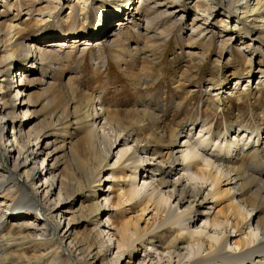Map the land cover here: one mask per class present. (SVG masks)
<instances>
[{
	"label": "bare ground",
	"instance_id": "6f19581e",
	"mask_svg": "<svg viewBox=\"0 0 264 264\" xmlns=\"http://www.w3.org/2000/svg\"><path fill=\"white\" fill-rule=\"evenodd\" d=\"M1 1L3 4L7 0ZM20 1L27 3L35 0ZM63 1L47 0L45 9L57 11ZM75 1L70 12L73 25L76 24L77 10L81 13L85 11L83 3L88 2ZM194 1L198 12L193 14L187 25L191 43L204 39L208 28H204L200 21L216 8L237 21L245 17L252 18V25L264 23V0ZM125 2L129 7L123 8L115 28L102 31L95 41L84 38L82 45L95 47L94 61L99 60L101 52L105 53L106 49L119 63L124 62L127 55L124 65L136 70L135 73L129 71L130 78L139 83L144 92L134 108L127 111L131 120H127L120 111H107L102 99L95 101L89 94L82 95V104L69 111L75 99L72 97L75 91L68 86L72 75H61L59 81L67 77L63 84L51 82L54 73L65 61L63 49L75 44L79 36L41 41L30 36L28 25L21 28L18 24L0 23V148H5V154L12 163L9 172L0 171V264H60L62 257L57 247L53 248L57 246V238L50 233V224L55 230H60L65 251L82 264H93L96 259H101L102 264H119L125 253H129V259H132L131 255L139 248H143L146 258L137 264H147V260L148 264H154V258L157 263L164 259H176L178 264H264V101L261 102L260 97L264 94V71L261 68L256 71L259 80H263L261 86L225 95L230 96L231 111L229 117L222 114L223 124H220L222 117L215 123L209 120L217 105L218 109L222 106L221 113L225 110L222 98L217 95L204 101L203 111L188 115L183 111L186 100L178 97L176 100L175 96L166 104L159 93H151L152 84H149L152 78L146 68L156 65L157 55L151 54L149 60L140 62L139 55L124 40L128 33L119 31L124 27L125 30L130 28L137 39L145 44L149 41L150 47L160 50L183 20V15L179 13L184 8V0ZM118 9L119 13L121 8ZM103 19L109 20L107 24L110 25V20L117 18L116 14H107ZM241 29L245 32L234 26L232 35L222 36V33L228 32V27H223L221 35H217L219 51L221 56L227 52L232 56V46L235 45L242 57V66L246 67L244 74L251 78L254 74L253 62L256 59L264 62V44L259 42L252 46L251 42L255 40L251 33L244 27ZM244 38H250L249 42H244ZM77 42L81 44V41ZM204 45L207 52L212 49V42ZM206 51H202L203 54ZM139 52L144 53L143 49ZM200 56L204 60V56ZM18 57L26 60V66L15 72L23 73L21 86L18 81L13 79L11 82L9 79L12 62ZM187 73L183 70L178 76L172 75L177 87L181 88L186 82L184 78L188 76L183 75ZM193 77L190 76V79ZM210 80L206 82L219 87L218 91L227 81L224 78L216 84ZM238 81L234 85L241 83ZM16 90L21 92L19 99L22 103L19 105L15 102L18 100ZM58 95L67 98L66 105H58ZM249 100H254L253 106L247 105L251 103ZM53 106L55 111H50L46 119L30 125L31 120L39 119L45 108ZM73 119L74 124L84 132L86 149L78 154L69 149L68 159L64 162L66 165L61 170L57 155L65 151V139ZM9 126L11 132L7 130ZM196 131H199L197 138H185L186 141H183L187 145L185 149V146H179L180 137L186 132L194 134ZM239 135L252 138L253 142L240 143ZM118 145H123L124 149H120L119 159L109 166L108 159ZM105 171L109 172L106 175L110 178L109 184L112 183L110 191L113 193L118 185L121 192L112 199L104 194L105 203L102 205L96 201V194L101 189L100 174ZM181 172L186 174V178L180 175ZM175 176L178 179H173ZM107 178L105 183L109 180ZM20 179H24L26 184ZM141 180L143 183L140 184ZM221 186L226 188L220 190ZM143 187L149 188V194L142 195ZM56 190L57 198L51 199ZM85 192L90 193L91 203L86 206L80 204L76 211L69 212V217H65L61 210L66 208L61 202L71 204ZM229 195L231 200L227 202L230 204L220 208L219 217L215 215L209 221L206 219L197 228L196 220L206 217L200 207L208 205L211 199L217 203ZM195 206L197 209L194 211ZM121 207V213L125 207H141V214L122 224L112 222L110 217L107 225L96 222L88 239L78 240L73 236L72 224L83 219L82 213L97 217L101 212L110 213L111 209ZM147 211L153 212L151 223L147 221L140 228L139 219H143ZM190 226L195 228L191 230ZM207 227L211 236L206 234ZM110 230L116 233L117 245H112L114 235L110 234ZM166 230H174L177 236L158 248L155 238L149 235H165ZM246 230L248 233L243 237L242 231ZM231 244L233 251L230 250ZM111 246L117 248L113 257ZM93 248L97 251L91 256ZM28 249L33 252L30 256L22 252ZM63 263L73 264L69 257Z\"/></svg>",
	"mask_w": 264,
	"mask_h": 264
},
{
	"label": "rangeland",
	"instance_id": "374dc122",
	"mask_svg": "<svg viewBox=\"0 0 264 264\" xmlns=\"http://www.w3.org/2000/svg\"><path fill=\"white\" fill-rule=\"evenodd\" d=\"M3 1L0 2V23L4 25H9L11 23L20 26L23 28L25 25H28L30 28V36L36 39H40L41 41L44 40H64L65 37H78L77 41H81L78 43L77 41L75 44L69 45V47H66L63 49V54L66 56L65 61L63 58V64L61 65V68L59 71H56L54 73L53 79L51 82L63 84L66 82L67 77L59 81L58 79L62 76H66L68 74L72 75V79L68 83L69 87L72 88L74 93V103L69 108V111L74 110V108H77L82 104V101L84 99V96L82 95H91L94 97L95 101L97 99H102V102L107 108V111H120L122 114L126 115L127 120H131L127 111L130 110L132 107L136 105L138 102V97L140 95L144 96V92L141 89V85L139 83L133 82V80L130 78L131 73H135V69L131 68L130 65H124L125 61H127V55L125 54V61L119 63L116 58L111 57V52L107 49L105 50V53L101 52V58L97 61H94V53H95V47L94 46H84L82 45V40L85 38V40L95 41L98 40V34H102L106 29L109 28V31L111 29L115 28V23H117V20L119 21V17H121V13L123 8L128 9V5L126 6L125 0H122V2H117L114 0H88V2H84L83 5H85V11L82 13L77 10L76 12V24H72V14H70L73 5H75V0H64L62 4L60 5V8L57 11L50 12L47 9H45V4L47 0H35L31 2H22L20 0H7L6 3H3ZM184 8L182 9L181 13L179 15H183V20L180 23L179 26L175 28V31H173V34L170 36L168 43L165 47H163L160 50L155 51L152 47L149 46L151 42H147V44L144 43V41L139 40L136 38L135 34L131 31L130 28H121L119 31H124L125 33H128V35L124 36V40L126 41V44L128 47L133 49L135 53L138 56V60L140 62H145L150 59L151 54L157 55V62L156 65L153 67L146 68V71L148 75L152 78L151 83L152 89L150 90L151 93L157 94L161 97H163L166 101V104H168L172 98H176V100L181 98L182 100H186V106L184 105L183 111H186V114L190 113H200L204 110V101L212 98L211 96L217 95L218 97L222 98V104L225 107L224 111L221 113V107L218 109V105L215 107L216 111L213 112L211 115L212 122H217L219 117H222V114H225L226 116H230L231 106L229 105V97H226V94H229L232 92H246L248 89H253L255 87L261 86L260 82H263V80H259L260 76L256 72L258 68H261V70L264 71V62H259L258 59H256L253 64V75L251 78H248L245 72V66L243 64L242 66V57H240L239 52L236 50L235 45L232 46V50L234 51L233 55L231 56L229 52L223 53L222 56L220 55V48H219V38L217 35H221V31L223 30V27H228V32L222 33V36H225L228 34V36L232 35L234 32L232 28L237 27L240 29L241 32H245L242 27L246 28L247 31L252 36L254 42H251L252 46L253 44H258L259 42L264 44V23H255V25L251 24V19L249 18H242L241 21H237L234 17H231L227 15L222 9L216 8L215 10L208 12V14L204 17V20L200 21L201 25L203 27L208 28V33H206L204 39L201 41H198L196 43H191L189 39V30L187 25L191 22L193 14L195 12H198L197 7L195 6L194 0H184ZM27 4V5H25ZM120 4V5H119ZM84 8V7H83ZM120 9V12L117 11ZM95 9V10H94ZM176 8H173L175 10ZM97 10V11H96ZM96 11V12H95ZM185 13V14H184ZM116 14V20H110V25L108 21H105L103 18L107 15ZM242 15H240V18ZM27 19V20H26ZM203 19V18H201ZM181 26V27H180ZM73 28V29H72ZM185 28V29H184ZM180 29H183V31ZM118 29L116 28V31ZM260 30H263L261 32ZM103 31V32H102ZM128 31V32H127ZM181 33V37H179ZM27 35V33H25ZM71 35V36H70ZM3 38V37H2ZM5 39V38H4ZM69 39V38H68ZM250 38H244V42H249ZM212 42V46L209 52L206 51V47L204 44H207ZM239 43V42H236ZM136 44H138V47H136ZM72 46V47H71ZM84 48V49H83ZM87 48V49H85ZM252 48V47H251ZM139 49H143L144 53H140ZM145 49V50H144ZM202 51H206L204 54ZM189 53V54H188ZM201 55L204 56V60H201ZM63 55V57H64ZM68 55V56H67ZM68 57V58H67ZM148 57V58H147ZM221 57V58H220ZM24 57H18L16 60L12 62V71L10 76L17 72V70L23 66H26ZM99 61V62H98ZM203 61V63H202ZM199 63H202V66L197 65ZM239 64V65H238ZM142 65V64H141ZM15 68L13 69V67ZM245 67V68H244ZM239 68V69H238ZM145 70V68H143ZM187 69V70H185ZM194 69V70H193ZM188 71L187 74H184L183 76L187 75L188 78H184L186 82L182 84V87H177L176 83H174V79H172V75H179L182 73V71ZM130 71V72H129ZM72 72V73H71ZM195 72V73H194ZM130 74V75H129ZM190 76H194L190 79ZM239 77V78H238ZM227 79V81L221 85V91L224 93V95H221V91H218L219 87H214L210 83L206 82L209 79L213 80V83H220L223 79ZM10 79V77H9ZM264 79V78H263ZM15 80V79H14ZM13 80V81H14ZM210 80L209 82H211ZM236 80H239L234 85V82ZM218 81V82H217ZM218 83V84H219ZM16 85V84H15ZM176 85V86H175ZM263 85V84H262ZM209 86V87H208ZM214 87V88H213ZM21 90V89H20ZM19 90H16V95L18 97V100L15 102L19 104L22 103L19 99L21 92H18ZM21 91H25L24 89ZM25 93V92H23ZM220 94V95H219ZM15 95V92H14ZM264 94H260L261 102L264 101ZM67 96V95H66ZM178 97V98H177ZM215 98V97H213ZM231 98H233L231 96ZM57 103L58 105L60 103L66 105L67 98L65 96L58 95ZM213 100V99H212ZM71 101V99H69ZM236 101V100H234ZM249 100L248 102H251L249 105L254 104ZM232 102V101H231ZM264 106V102H262ZM188 105V106H187ZM253 106V105H252ZM251 106V107H252ZM41 107H43V104H41ZM99 108V107H98ZM227 108V109H226ZM52 111H55V106L51 108H45L42 112V115H39L38 120H31L30 125H33V123H37L38 121H41L43 118L46 119L48 116V113ZM189 112V113H188ZM219 114H221L219 116ZM186 118V116L184 117ZM79 119V117L77 118ZM224 123L223 117L221 118L220 124ZM28 122V121H27ZM73 125L69 127L68 129V135L65 139V151H61L58 153L57 157H59V164L60 169L63 170L66 164V158L68 150L72 149L74 153L83 152L85 148V141L84 139V132L82 129H80L79 126H76L74 124V119L71 121ZM28 125V124H27ZM38 125V124H37ZM36 125V126H37ZM11 126L7 128L8 132H11ZM27 130V128H25ZM16 130V129H15ZM199 131L194 132V134H189L186 132L182 137L179 138L178 144L179 146H185L183 149L186 148V144H184L183 141H186V139H195L197 138ZM233 139V136L231 137ZM238 138L241 140V142H246L251 144L253 142L252 138L242 137V135H239ZM82 140V141H81ZM50 141H53V138H50ZM124 149L123 145H118L116 149L113 148L112 155L108 159L109 166L113 165L119 159V152L120 149ZM7 152L4 147L0 148V171L2 172H9V170H12V163L7 156ZM90 155H88L89 157ZM62 167V168H61ZM39 168L41 169V165H39ZM200 167H198L199 169ZM59 169V170H60ZM206 170V169H204ZM109 172H103L100 175L101 178L99 181L101 182V189L96 194V201L100 202L102 205H104V196L109 195V198H115L118 193L121 191H118V185L114 187L113 193L110 191V187H112V183L109 184L110 178H107ZM144 174V173H143ZM143 174H141V178L144 177ZM180 175H183V177L186 178V174L181 172ZM106 178L109 179L107 183H105ZM173 179H178V176L173 177ZM20 182L23 184H26L24 179H20ZM112 182V181H111ZM143 183L142 180L140 181V184ZM192 184V182H191ZM220 190H224L226 187L221 186L219 187ZM142 195L149 194V188L145 189L142 188ZM148 190V191H147ZM209 190V188H208ZM54 195L51 197L57 198V190L54 191ZM105 194V195H104ZM90 193L85 192L82 195H78L77 199L74 200V202H71L69 204L68 202H61L63 204V209L61 210L62 214L65 215V217H69V212L76 211L77 207L82 204L83 206L89 205L91 203V198L89 197ZM230 195L223 199L222 201L215 202V200H209L208 205H205L204 207H200L199 210L203 211L206 217L198 218L196 220L197 228H200L202 226V222L208 219V221L213 218L215 215H217L218 211L223 205H229L227 201H230ZM216 203V204H215ZM172 207L173 206L172 204ZM197 206L194 207V211ZM68 209V210H67ZM121 208H114L110 210L109 212H101L99 216L95 217L93 215H90L87 212L82 213L83 219L81 221H75V223L72 224V232L73 236L76 237L78 240H84L88 239L89 233L93 231L94 224L96 222L102 223L107 225L106 223L109 222L108 217H110L111 221H115L117 224H122V222H125L127 220H132L139 216L141 212L139 211L141 207L139 208H133V207H125L124 212L121 213ZM149 210H152L150 208ZM148 210V211H149ZM145 213L143 216V219H139V227H144L145 222L151 223V216L153 214ZM149 215L147 216V214ZM230 214V213H229ZM216 217H219L218 215ZM202 219V220H201ZM64 221V220H63ZM62 221V222H63ZM50 233L52 232L54 236L57 238V246H54L53 248L57 247V252H59V256L62 257L64 260L65 258H70V261L73 264H82L78 263L77 260H75V257H72V255L69 256L68 252L65 251L66 247L64 245V242L61 243V232L58 228L56 230L53 228V225L50 224ZM191 227V230H193L195 227ZM111 229V228H110ZM113 230V229H112ZM110 230V234H113L114 237L112 239V245L113 243L117 245L115 242L116 233L115 231ZM199 230V229H198ZM213 229H210L212 231ZM108 231V230H107ZM219 232V230H216ZM209 228L207 227L206 234H209ZM243 237L246 236L248 231H242ZM245 232V233H244ZM155 234V233H154ZM153 236L155 238L154 242L158 246L162 244L165 246L169 243V241L176 237L177 234L174 232V230H166L165 235H149ZM148 236V237H149ZM60 244H62L60 246ZM156 246V247H157ZM201 246V244H199ZM111 253L112 257L117 252V248H113L111 246ZM123 250V249H122ZM230 250L233 251L234 247L232 244L230 245ZM54 251V250H53ZM96 249L93 248L91 252V256L96 253ZM22 252H25V255H32V250L28 249L23 250ZM43 252V251H42ZM108 254V255H111ZM153 253V252H152ZM54 254V253H52ZM129 253L124 254L123 258L120 260L119 264H137L138 261L143 260L146 258V254H144L143 248H139L137 252L131 255L132 259H129L128 256ZM45 257H48L46 255V252H44ZM156 254L154 255V257ZM153 257V258H154ZM60 260V264H64L63 260ZM92 262V260H91ZM154 264H178L177 260H170L164 259L160 263H157V260L154 258L152 261ZM29 264H37V263H29ZM93 264H102L101 259H96ZM148 264V260H147Z\"/></svg>",
	"mask_w": 264,
	"mask_h": 264
}]
</instances>
